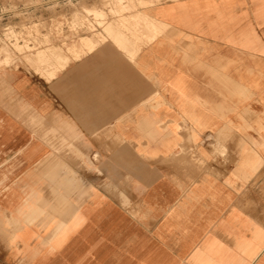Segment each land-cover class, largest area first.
<instances>
[{"label":"crops","instance_id":"1","mask_svg":"<svg viewBox=\"0 0 264 264\" xmlns=\"http://www.w3.org/2000/svg\"><path fill=\"white\" fill-rule=\"evenodd\" d=\"M150 14L135 60L81 48L0 95L5 264H264V0Z\"/></svg>","mask_w":264,"mask_h":264},{"label":"rangeland","instance_id":"2","mask_svg":"<svg viewBox=\"0 0 264 264\" xmlns=\"http://www.w3.org/2000/svg\"><path fill=\"white\" fill-rule=\"evenodd\" d=\"M162 1L0 0V95L16 94V74L50 79L69 59L82 57L81 48L108 45L135 60L168 29L150 14ZM147 74L142 70V77ZM0 242V264H5L8 248L1 236Z\"/></svg>","mask_w":264,"mask_h":264},{"label":"bare ground","instance_id":"3","mask_svg":"<svg viewBox=\"0 0 264 264\" xmlns=\"http://www.w3.org/2000/svg\"><path fill=\"white\" fill-rule=\"evenodd\" d=\"M93 40V39H92ZM215 90V89H214ZM219 93V92H218ZM223 96V95H222ZM247 107V106H246ZM251 110V109H250ZM260 117V116H259ZM263 118V117H262ZM228 128V127H227ZM221 134V133H220ZM239 136V135H238ZM262 142V141H261ZM206 144V143H205ZM239 146H241V145H239ZM221 170V169H220Z\"/></svg>","mask_w":264,"mask_h":264}]
</instances>
